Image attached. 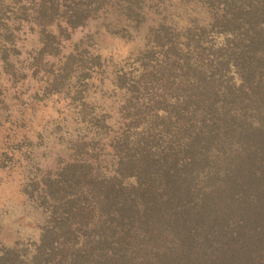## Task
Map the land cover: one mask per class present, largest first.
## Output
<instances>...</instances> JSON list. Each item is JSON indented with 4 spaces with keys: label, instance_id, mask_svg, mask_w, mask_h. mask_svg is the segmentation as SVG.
I'll return each instance as SVG.
<instances>
[{
    "label": "trees",
    "instance_id": "trees-1",
    "mask_svg": "<svg viewBox=\"0 0 264 264\" xmlns=\"http://www.w3.org/2000/svg\"><path fill=\"white\" fill-rule=\"evenodd\" d=\"M141 1L0 0L1 59L25 24L46 44V26H84L93 7L138 25ZM194 1L184 24L164 14L149 29L130 78L118 66L114 125L87 107L99 54L54 75L93 135L57 172L24 179L44 220L35 240L0 241V264H264V0Z\"/></svg>",
    "mask_w": 264,
    "mask_h": 264
},
{
    "label": "rangeland",
    "instance_id": "rangeland-1",
    "mask_svg": "<svg viewBox=\"0 0 264 264\" xmlns=\"http://www.w3.org/2000/svg\"><path fill=\"white\" fill-rule=\"evenodd\" d=\"M141 5L146 16L138 25L127 22L125 14L116 9L104 6L94 11L93 7L84 26H46L45 31L52 36L47 45L36 27L32 31L30 24H25L15 34L16 45L8 51L7 62L2 61L0 51V241L13 244L37 239L44 215L22 195L24 179L57 172L60 164L73 155L71 142L86 133V139L93 135L81 127L75 103L50 86L64 63L74 57L76 70L81 55H100L106 65L103 71L91 75L88 86H93L86 92L87 107L96 108V112L105 110L111 115L112 126L119 118L122 100V93L113 94L111 81L118 75V66L130 78L132 66L127 60L144 49L145 35L160 17L166 14L171 20L184 9L198 8L194 0L186 6L179 0H142ZM190 14L196 15L200 24L208 21L204 10ZM178 19L180 24L187 22L184 14Z\"/></svg>",
    "mask_w": 264,
    "mask_h": 264
}]
</instances>
